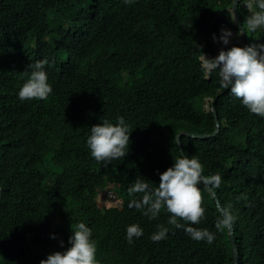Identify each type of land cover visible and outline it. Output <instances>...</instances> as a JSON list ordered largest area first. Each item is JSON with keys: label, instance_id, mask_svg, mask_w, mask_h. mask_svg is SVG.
<instances>
[{"label": "trees", "instance_id": "obj_1", "mask_svg": "<svg viewBox=\"0 0 264 264\" xmlns=\"http://www.w3.org/2000/svg\"><path fill=\"white\" fill-rule=\"evenodd\" d=\"M231 2L0 0V264H39L63 252L74 230L66 226L79 222L92 229L98 264H233L227 228H215L222 214L203 185L205 217L185 227L208 229L212 244L168 225L166 211L149 219L128 207L136 179L157 186L181 155L221 176L215 192L235 217L238 264H264V117L221 89L216 72L205 78L198 59L220 47L213 34L236 27ZM246 33L245 45L264 43V29ZM42 59L52 93L20 101L22 73ZM206 95H217L220 131L182 134L180 150L179 130L214 131ZM117 117L133 128L129 150L105 166L86 140L91 126ZM109 188L117 198H107ZM133 223L143 235L129 244ZM158 224L169 231L153 242Z\"/></svg>", "mask_w": 264, "mask_h": 264}, {"label": "clouds", "instance_id": "obj_2", "mask_svg": "<svg viewBox=\"0 0 264 264\" xmlns=\"http://www.w3.org/2000/svg\"><path fill=\"white\" fill-rule=\"evenodd\" d=\"M241 1L238 0L235 3V8L242 5ZM123 2L130 5L134 0H123ZM243 5L250 13L248 16L245 15L247 17L243 23L238 9L243 25L238 30L236 27L222 28L219 37L213 34V41L219 40L220 47L212 58L202 53L198 59L205 78H209L213 72H216L221 89L230 90L232 96L237 98L251 114L264 117V43L239 46V43H242V39H240L242 34L264 29V0H245ZM229 9L234 20V0L233 13L231 6ZM230 37H233L234 40L231 43H229ZM47 64L49 61L45 59L36 61L28 65V68L31 69L30 72L25 70L22 73L27 79L18 90L20 101L48 99L52 88L44 70ZM216 96L206 95L203 97L202 107L205 112H208L204 105L206 101L209 104V111L213 112ZM219 120L221 128L223 120ZM132 129L125 123L123 117H117L115 124L104 120L102 123L91 126L90 135L86 140L90 155L97 163H103L105 166L113 160H122L129 150ZM221 182L222 178L219 174L204 175V167L197 157L189 158L181 155L172 166L159 173L157 186L153 187L145 180L136 179L127 189V195L131 198L128 207H134L149 219H156L162 210L166 211L169 214L168 225L174 226L176 229L183 228L186 234L195 241L212 244L215 240L214 233L206 228L185 227V225H198L205 217L201 185L206 190L215 191L220 188ZM109 192L115 193L113 189L109 188L106 192L107 198H117L116 193L110 197ZM237 199L247 200V196L241 194ZM234 219L230 207L225 208L222 217L216 221L215 228L223 232L232 225ZM180 221L184 223H180ZM71 226L75 227H68L74 229L69 237L70 247L63 252L55 251L48 254L47 258L42 259L39 264H98L96 260L97 245L96 241L92 239V229L84 222L72 223ZM168 231L167 226L158 224L157 231L151 235L150 239L153 242H160L166 238ZM142 235L143 230L138 224L133 223L126 227V239L129 244L133 243L134 238H139ZM52 238H55L54 235ZM60 243L63 245V241Z\"/></svg>", "mask_w": 264, "mask_h": 264}, {"label": "water", "instance_id": "obj_3", "mask_svg": "<svg viewBox=\"0 0 264 264\" xmlns=\"http://www.w3.org/2000/svg\"><path fill=\"white\" fill-rule=\"evenodd\" d=\"M238 2V0H234V15H235V19L233 20L235 25H236V29L238 30V28L240 26H242V21L240 19V14L238 12V6H236L235 8V3ZM231 8H232V13H233V0H232V3H231ZM233 17V15H232ZM233 31V30H231ZM245 39H246V32L245 34H242V45L245 44ZM213 105V104H212ZM213 115H214V121H215V129L212 133H208V134H198V133H188V132H185L183 130L177 132L176 134V142L178 144V147L180 148L181 150V146H180V143H179V138H180V135L182 134H187L189 136H193V137H209V136H213L215 134H217L220 130V120L218 118V115H217V112L216 110L213 108ZM210 191V190H209ZM211 195L213 196L215 202H216V205H217V208L218 210L220 211L221 214H223V211H224V207L223 205L220 203L219 199H218V196L216 195V192L215 191H210ZM227 232H228V238L230 240V244H231V249H232V254H233V264H238V250H237V246H236V243H235V234H234V228H233V225L229 226L227 228Z\"/></svg>", "mask_w": 264, "mask_h": 264}, {"label": "rangeland", "instance_id": "obj_4", "mask_svg": "<svg viewBox=\"0 0 264 264\" xmlns=\"http://www.w3.org/2000/svg\"><path fill=\"white\" fill-rule=\"evenodd\" d=\"M244 2H245V0H242L240 3L243 5L244 4ZM244 6V5H243ZM244 8H245V10H246V15L248 16L250 13H249V11H248V9L244 6ZM247 16H244V21H245V19H246V17ZM237 36V35H236ZM249 41V40H248ZM247 41V42H248ZM238 42H240L239 40H238ZM237 42V43H238ZM247 45H249V42L247 43ZM232 46V45H231ZM204 105H205V108H206V111H209V108H208V106H209V104L207 103V101L204 103ZM114 191V190H113ZM66 227H75V226H66Z\"/></svg>", "mask_w": 264, "mask_h": 264}, {"label": "built area", "instance_id": "obj_5", "mask_svg": "<svg viewBox=\"0 0 264 264\" xmlns=\"http://www.w3.org/2000/svg\"><path fill=\"white\" fill-rule=\"evenodd\" d=\"M108 195H109L110 197H113V196L115 195V193H114V192H109Z\"/></svg>", "mask_w": 264, "mask_h": 264}]
</instances>
